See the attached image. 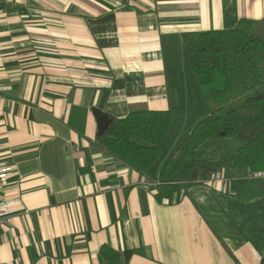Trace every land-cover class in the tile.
<instances>
[{
	"label": "crops",
	"instance_id": "obj_1",
	"mask_svg": "<svg viewBox=\"0 0 264 264\" xmlns=\"http://www.w3.org/2000/svg\"><path fill=\"white\" fill-rule=\"evenodd\" d=\"M242 18L264 19V0H0V166H12L0 193L20 199L0 264H100L104 243L122 264H264V179L226 186L208 179L229 162L190 161L175 192L159 189L208 114L193 118L183 34ZM137 104L172 115L145 172L102 149L92 111L122 118Z\"/></svg>",
	"mask_w": 264,
	"mask_h": 264
},
{
	"label": "trees",
	"instance_id": "obj_2",
	"mask_svg": "<svg viewBox=\"0 0 264 264\" xmlns=\"http://www.w3.org/2000/svg\"><path fill=\"white\" fill-rule=\"evenodd\" d=\"M183 39L208 114L165 162L159 189L166 196L178 189L173 176L187 162L218 159V150L204 148L212 138L242 141L229 159V177L264 168V19L242 18L228 29L189 31ZM171 124L170 110L137 104L125 117L114 118L99 144L145 172L159 159L160 140ZM98 257L100 264H122L119 251L106 243Z\"/></svg>",
	"mask_w": 264,
	"mask_h": 264
},
{
	"label": "rangeland",
	"instance_id": "obj_3",
	"mask_svg": "<svg viewBox=\"0 0 264 264\" xmlns=\"http://www.w3.org/2000/svg\"><path fill=\"white\" fill-rule=\"evenodd\" d=\"M190 83L192 85V87L189 86V84L187 85V89L190 92L193 91V94L196 93L197 96H195V105L193 108V116L194 113H196V115L193 118H198L200 117L203 112L206 114L207 113V108L205 106L202 94L199 88V85L195 79V76L192 73L190 74ZM211 146H215L216 149L219 150V157L218 160H214L215 162L219 163L220 166H225L228 164L230 156L237 150L238 146H240L242 144V141L236 138H232V137H225V136H221V137H217V138H212L211 140H209L208 142ZM164 150L166 151V148L164 146ZM164 151V152H165ZM166 154H164L165 156Z\"/></svg>",
	"mask_w": 264,
	"mask_h": 264
},
{
	"label": "built area",
	"instance_id": "obj_4",
	"mask_svg": "<svg viewBox=\"0 0 264 264\" xmlns=\"http://www.w3.org/2000/svg\"><path fill=\"white\" fill-rule=\"evenodd\" d=\"M0 98H2V89L0 88ZM4 146L0 144V150ZM12 171V166L3 165L0 166V185L6 181L8 176ZM247 176L249 178H258L264 179V168L259 170L250 171ZM210 182H218L221 181L224 185L228 186L230 182V177L226 174L221 173L220 171H213L209 175ZM230 193L235 194V191L230 189ZM20 202V199H5L0 193V225H2L6 218L9 215H12L16 212V205Z\"/></svg>",
	"mask_w": 264,
	"mask_h": 264
},
{
	"label": "water",
	"instance_id": "obj_5",
	"mask_svg": "<svg viewBox=\"0 0 264 264\" xmlns=\"http://www.w3.org/2000/svg\"><path fill=\"white\" fill-rule=\"evenodd\" d=\"M92 111L97 119V125H98L97 135L98 137H100L102 134L105 133L107 128L113 123L114 119L97 107H93Z\"/></svg>",
	"mask_w": 264,
	"mask_h": 264
}]
</instances>
